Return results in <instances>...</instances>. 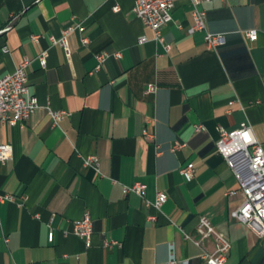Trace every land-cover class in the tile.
<instances>
[{
	"label": "crops",
	"instance_id": "0c3cea01",
	"mask_svg": "<svg viewBox=\"0 0 264 264\" xmlns=\"http://www.w3.org/2000/svg\"><path fill=\"white\" fill-rule=\"evenodd\" d=\"M134 4L0 0V30L11 25L0 32V78L29 59L39 103L25 123L0 124V142L13 147L0 162V194L17 198L0 201V264H207L213 240L195 241L202 216L230 241L226 264H264V237L231 216L244 196L216 150L220 128L233 131L244 121L264 147V0L204 3L207 30L226 38L215 49L203 32H189L191 0L174 1L163 42ZM77 23L84 30L68 34L67 56L50 37ZM251 29L256 41L245 34ZM45 50L42 67L37 57ZM103 52L109 57L97 69ZM152 83L158 88L147 93ZM47 107L66 114L55 124ZM177 141L183 146L173 150ZM90 155L99 171L85 165ZM189 163L192 179L180 173ZM138 181L144 199L124 194L123 185ZM158 191L168 196L161 209L145 201ZM87 211L89 247L73 233Z\"/></svg>",
	"mask_w": 264,
	"mask_h": 264
},
{
	"label": "built area",
	"instance_id": "2783aa9c",
	"mask_svg": "<svg viewBox=\"0 0 264 264\" xmlns=\"http://www.w3.org/2000/svg\"><path fill=\"white\" fill-rule=\"evenodd\" d=\"M175 0H135L134 12L143 21V23L152 29L154 39L163 42L162 29L172 21V8ZM209 0H191L193 4V23L189 28V32L194 33L201 31L204 33V39L209 48H217L224 45L226 42L225 35L222 33H213L207 30L206 26V10L203 6ZM118 10V6H114ZM11 28V25L0 30L6 31ZM83 31L82 23H77L63 31L62 37H50L53 44H60L66 55L70 56L71 49L68 44L67 36L72 31ZM247 38L250 41H256L258 31L251 29L245 31ZM33 40L37 41L40 35H33ZM146 37H141L140 43L146 42ZM83 44L89 42L88 37L82 38ZM169 49L170 45H166ZM7 48H5V51ZM115 56L120 57V53ZM48 51L45 50L38 55V60L42 67L47 64ZM109 57L106 52L100 53L97 58V69L102 67V64ZM29 59H23L14 72L4 75L0 78V124L16 125L25 123L31 114L39 107L38 99L30 91V81L28 76ZM157 84L148 85L147 93H155ZM53 123L58 121L66 114V111L52 110L47 107ZM197 131L204 130L202 125L196 127ZM148 135L147 131H143ZM183 146V143L176 142L173 146L178 149ZM216 150L220 153L227 162V165L233 170L239 188L243 193L244 200L242 205L231 212V216L238 221L249 225L256 226L257 233L264 237V147L256 138L252 126L247 121L241 123L240 127L227 131L220 128V138L216 142ZM13 147L10 143L0 142V162L8 161L12 158ZM86 166L93 167L99 171V159L95 155L83 157ZM195 165L189 163L187 166L180 169V173L187 179H192L195 175ZM146 185L142 182H135L132 185H123L124 194L135 193L145 198ZM230 193H234L231 191ZM167 194L164 191H158L153 202L146 201L147 204L153 205L157 209H161L162 205L167 201ZM16 201L17 198L9 194H0V201ZM73 233L81 237L87 247L91 245V236L93 233V220L91 214L87 211L83 217L73 223ZM197 233L199 238L196 243H201L204 239H212L214 249L206 251L203 255L207 264H226L228 254L231 249V243L226 235L217 230L212 222L205 216L200 217L197 225ZM188 237V236H187ZM54 232H49V241H53ZM116 242H106V245H111ZM172 264H175L173 261Z\"/></svg>",
	"mask_w": 264,
	"mask_h": 264
}]
</instances>
